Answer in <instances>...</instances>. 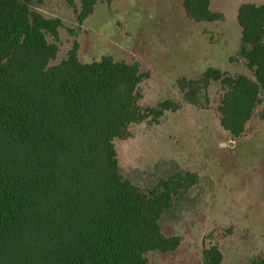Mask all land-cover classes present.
<instances>
[{"label": "trees", "instance_id": "trees-1", "mask_svg": "<svg viewBox=\"0 0 264 264\" xmlns=\"http://www.w3.org/2000/svg\"><path fill=\"white\" fill-rule=\"evenodd\" d=\"M99 1L82 0L81 23ZM38 2L0 0V264H149L148 252L181 244L163 232L162 218L199 177L177 170L144 190L124 176L114 141L180 104L142 107L139 86L149 74L138 62L111 55L82 62L77 42L54 62L62 19L35 9ZM181 2L197 22L224 17L211 0ZM237 17L239 54L253 76L209 67L178 80L192 103L221 83L220 123L233 139L263 102L264 1L241 3ZM222 263L218 245L203 250L202 264Z\"/></svg>", "mask_w": 264, "mask_h": 264}, {"label": "rangeland", "instance_id": "rangeland-1", "mask_svg": "<svg viewBox=\"0 0 264 264\" xmlns=\"http://www.w3.org/2000/svg\"><path fill=\"white\" fill-rule=\"evenodd\" d=\"M264 0H211L223 19L197 22L181 0H100L82 23V0H41L34 8L60 17L59 52L65 58L77 42L82 62L111 55L138 62L147 72L139 86L142 107L165 99L180 104L159 123L130 127V136L115 139L124 176L144 190L177 170L196 173V182L163 215L167 236L180 235L171 252L150 251L149 264H202L203 250L216 244L222 264H252L264 257V111L263 102L246 132L233 139L220 123V82L196 103L184 99L178 80L199 78L209 67L231 75L253 76L240 56L238 7ZM53 40L52 37H49Z\"/></svg>", "mask_w": 264, "mask_h": 264}]
</instances>
